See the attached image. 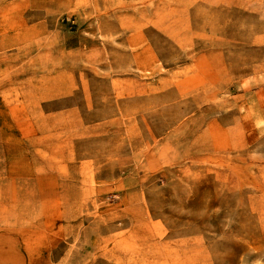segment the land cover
<instances>
[{
	"label": "rangeland",
	"instance_id": "374dc122",
	"mask_svg": "<svg viewBox=\"0 0 264 264\" xmlns=\"http://www.w3.org/2000/svg\"><path fill=\"white\" fill-rule=\"evenodd\" d=\"M0 264H264V0H0Z\"/></svg>",
	"mask_w": 264,
	"mask_h": 264
}]
</instances>
